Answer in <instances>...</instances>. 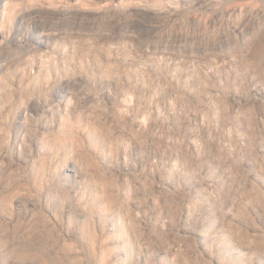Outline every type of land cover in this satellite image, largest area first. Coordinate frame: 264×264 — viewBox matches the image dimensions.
Listing matches in <instances>:
<instances>
[{
    "label": "rangeland",
    "instance_id": "374dc122",
    "mask_svg": "<svg viewBox=\"0 0 264 264\" xmlns=\"http://www.w3.org/2000/svg\"><path fill=\"white\" fill-rule=\"evenodd\" d=\"M47 1L0 2V264H264V0Z\"/></svg>",
    "mask_w": 264,
    "mask_h": 264
},
{
    "label": "bare ground",
    "instance_id": "6f19581e",
    "mask_svg": "<svg viewBox=\"0 0 264 264\" xmlns=\"http://www.w3.org/2000/svg\"><path fill=\"white\" fill-rule=\"evenodd\" d=\"M11 1H13V0H0V2H1V5H3V4H5L6 6L8 5V3L9 2H11ZM14 1H16V0H14ZM47 3H50L49 5H53L54 3H53V0H48L47 1ZM16 8L15 7H12V12H14V10H15ZM4 17V16H3ZM3 21H4V18H2L1 19V17H0V27H2L3 26ZM3 28V27H2ZM1 36H3V32H2V29H0V37ZM259 98V97H258ZM22 260V259H21ZM14 262V261H13Z\"/></svg>",
    "mask_w": 264,
    "mask_h": 264
}]
</instances>
